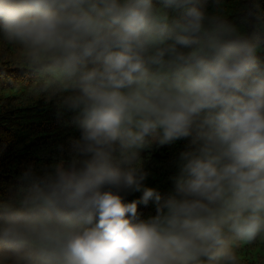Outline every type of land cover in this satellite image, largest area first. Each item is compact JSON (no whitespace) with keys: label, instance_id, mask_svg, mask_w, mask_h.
Segmentation results:
<instances>
[{"label":"clouds","instance_id":"obj_1","mask_svg":"<svg viewBox=\"0 0 264 264\" xmlns=\"http://www.w3.org/2000/svg\"><path fill=\"white\" fill-rule=\"evenodd\" d=\"M0 39L79 133L0 189V264H247L264 240V27L222 0H0ZM179 141L162 193L145 153Z\"/></svg>","mask_w":264,"mask_h":264},{"label":"trees","instance_id":"obj_2","mask_svg":"<svg viewBox=\"0 0 264 264\" xmlns=\"http://www.w3.org/2000/svg\"><path fill=\"white\" fill-rule=\"evenodd\" d=\"M222 8L233 22L259 34L264 27V0H222ZM79 135L68 114H59L58 102L43 88L41 80L23 62V53L14 44L0 39V189L10 185L26 166L48 165L67 154L69 141ZM185 141L145 153L149 186L162 193L172 189L171 161ZM130 194L128 199L138 198ZM147 215L154 208H140ZM247 264H261L264 240L242 247L238 253Z\"/></svg>","mask_w":264,"mask_h":264}]
</instances>
